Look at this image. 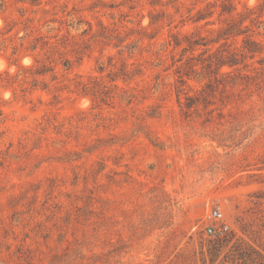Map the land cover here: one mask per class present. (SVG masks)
<instances>
[{"label": "rangeland", "instance_id": "rangeland-1", "mask_svg": "<svg viewBox=\"0 0 264 264\" xmlns=\"http://www.w3.org/2000/svg\"><path fill=\"white\" fill-rule=\"evenodd\" d=\"M5 20L0 264H264V0L13 1Z\"/></svg>", "mask_w": 264, "mask_h": 264}, {"label": "trees", "instance_id": "trees-1", "mask_svg": "<svg viewBox=\"0 0 264 264\" xmlns=\"http://www.w3.org/2000/svg\"><path fill=\"white\" fill-rule=\"evenodd\" d=\"M20 2V3H30L32 5H34V1L35 0H31L32 2H29V0H0V13H4L9 4L11 2ZM21 12L23 11H26L25 8H21L20 10ZM24 15V14H22ZM27 19V22H25L24 26L21 28L22 30L25 31V35L21 37V39H24L26 36H29L30 35V32H31V27L30 25L28 24L29 21H32V19H29V18H26ZM15 26H16V23H14L13 25L11 24V22H8L7 20H5V26L3 27L4 29L7 28V30L5 32H2L1 29H0V33L1 34H7V33H10L11 31H13L15 29ZM20 30V29H19ZM19 30L16 32V34L19 33ZM45 37L42 36V35H39V36H36L32 42H31V46L32 49H36L38 48L40 45L42 47H44L45 45H48L50 42L49 40H45L44 39ZM5 42L6 40L4 41H1L0 40V49L4 48L6 45H5ZM177 44H179V42H176ZM23 45V43L21 44V46ZM19 47L17 46H14L13 47V53L16 54L17 51H18ZM215 65L217 66L216 68V73H219V71L221 70V68L223 67V54H220L216 57V62H215ZM50 70L49 68L47 69L46 67L44 69H41L38 71V73H45L46 71ZM182 83H185V81L182 79L181 80ZM210 87V85L208 86ZM94 93H96V91H94ZM210 97V93H208V91H206L205 89L203 90V93H202V98L204 101H207ZM188 102L186 103V108L189 110L191 107H193L194 105V99L193 97L189 96L187 98ZM208 102V101H207Z\"/></svg>", "mask_w": 264, "mask_h": 264}, {"label": "built area", "instance_id": "built-area-1", "mask_svg": "<svg viewBox=\"0 0 264 264\" xmlns=\"http://www.w3.org/2000/svg\"><path fill=\"white\" fill-rule=\"evenodd\" d=\"M207 219L210 222L207 231L211 235H215L218 231L222 232L229 228V223L221 210H211L207 215Z\"/></svg>", "mask_w": 264, "mask_h": 264}, {"label": "clouds", "instance_id": "clouds-1", "mask_svg": "<svg viewBox=\"0 0 264 264\" xmlns=\"http://www.w3.org/2000/svg\"><path fill=\"white\" fill-rule=\"evenodd\" d=\"M5 98H7V94H5Z\"/></svg>", "mask_w": 264, "mask_h": 264}, {"label": "bare ground", "instance_id": "bare-ground-1", "mask_svg": "<svg viewBox=\"0 0 264 264\" xmlns=\"http://www.w3.org/2000/svg\"><path fill=\"white\" fill-rule=\"evenodd\" d=\"M2 66L1 62H0V67Z\"/></svg>", "mask_w": 264, "mask_h": 264}]
</instances>
